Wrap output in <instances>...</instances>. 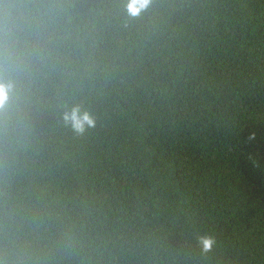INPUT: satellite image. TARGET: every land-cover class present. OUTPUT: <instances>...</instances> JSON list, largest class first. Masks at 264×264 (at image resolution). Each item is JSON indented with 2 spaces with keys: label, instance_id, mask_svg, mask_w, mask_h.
Returning a JSON list of instances; mask_svg holds the SVG:
<instances>
[{
  "label": "trees",
  "instance_id": "16d2710c",
  "mask_svg": "<svg viewBox=\"0 0 264 264\" xmlns=\"http://www.w3.org/2000/svg\"><path fill=\"white\" fill-rule=\"evenodd\" d=\"M126 2L0 0V264H264V0Z\"/></svg>",
  "mask_w": 264,
  "mask_h": 264
},
{
  "label": "clouds",
  "instance_id": "9594fccd",
  "mask_svg": "<svg viewBox=\"0 0 264 264\" xmlns=\"http://www.w3.org/2000/svg\"><path fill=\"white\" fill-rule=\"evenodd\" d=\"M150 4L151 0H127L125 4L126 13L130 17H136L145 11ZM13 88L12 83H5L0 78V111L8 106ZM61 118L64 124L77 134H83L87 129L95 126L93 116L87 110H82L79 105H74L66 110ZM198 242L203 252L211 251L215 244V240L211 236H201Z\"/></svg>",
  "mask_w": 264,
  "mask_h": 264
}]
</instances>
